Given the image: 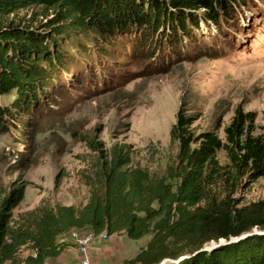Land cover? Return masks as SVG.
Wrapping results in <instances>:
<instances>
[{"label":"trees","instance_id":"obj_1","mask_svg":"<svg viewBox=\"0 0 264 264\" xmlns=\"http://www.w3.org/2000/svg\"><path fill=\"white\" fill-rule=\"evenodd\" d=\"M241 2L0 0V96L15 93L9 105L0 106V138L20 128L41 98L55 90L63 73L74 71L72 63L77 61L65 46L68 41L76 44L79 55L90 58L78 38L84 35L107 55V45L115 46V39L133 27L139 51L149 49L152 59L158 52L152 43L162 27L173 29L178 45L182 35L191 34L190 25L199 29L204 21L220 26ZM37 8L54 12V19L39 27L49 33L24 24L26 18L19 24L9 19ZM196 120L187 111L179 112L171 130L179 151L162 177L133 167L127 145H116L109 153L101 143L90 142L99 157L86 183L90 198L82 208H40L9 228L26 187L0 192V264H44L64 251L62 236L83 230L108 237L126 233L133 240L152 237L136 258L122 264H160L165 259H181L169 264H264V234L229 242L255 228L264 231V201L243 204L234 198L245 181L253 184L264 178V127L256 135L255 113L238 109L222 139L216 130L194 133ZM222 151L226 165L218 158ZM221 239L226 243L202 251ZM25 246L32 252L19 261Z\"/></svg>","mask_w":264,"mask_h":264},{"label":"rangeland","instance_id":"obj_2","mask_svg":"<svg viewBox=\"0 0 264 264\" xmlns=\"http://www.w3.org/2000/svg\"><path fill=\"white\" fill-rule=\"evenodd\" d=\"M242 1L220 26L204 21L199 29L190 25L191 34L182 35L178 45L173 29L162 27L152 43L158 51L152 59L149 49L139 51L133 27L115 39V46L107 45V55L100 54L84 35L78 38L90 58L79 55L76 44L65 43L77 61L72 63L74 71L63 73L55 90L41 98L20 128L0 138V192L26 187L9 228L40 208H82L88 203L86 183L99 157L90 142L101 143L109 153L116 145H127L133 167L162 177L179 151L171 130L181 110L197 119L194 133L216 130L222 139L238 109L253 112L255 134H260L264 127V0ZM54 17L52 10L37 8L9 19L19 24L26 18L24 24H33L42 33L41 24ZM14 98L15 93L0 96V106ZM218 158L222 165L228 163L225 152ZM234 198L243 204L264 201V178L253 184L245 181ZM148 236L131 239V247L145 248L152 238ZM110 240L96 235L90 248ZM107 251L114 255V249ZM31 252V246L23 247L19 261Z\"/></svg>","mask_w":264,"mask_h":264},{"label":"crops","instance_id":"obj_3","mask_svg":"<svg viewBox=\"0 0 264 264\" xmlns=\"http://www.w3.org/2000/svg\"><path fill=\"white\" fill-rule=\"evenodd\" d=\"M74 232L75 231L61 237L60 242L66 245L61 255L56 258H49L48 260H46L44 264H82L80 254H83V252L86 249H89L91 247V245L95 241L96 235H94L91 230H84L82 232L77 231L78 234L88 233L87 235L89 234L93 235L90 244H88L86 247H82L72 237V234ZM121 234H125V235L122 237L119 236L120 234L111 236L110 237L111 242L109 244L105 245L103 243L96 242L95 246H92L90 250L92 264H122L125 261H129L136 258V256L141 252L142 248L140 249V247H138L136 249H133L131 247L132 246L131 239L127 236L126 233H121ZM110 248L114 249L113 256H111L110 252L107 251V249Z\"/></svg>","mask_w":264,"mask_h":264},{"label":"water","instance_id":"obj_4","mask_svg":"<svg viewBox=\"0 0 264 264\" xmlns=\"http://www.w3.org/2000/svg\"><path fill=\"white\" fill-rule=\"evenodd\" d=\"M256 233H258V234H264V231L263 232L252 231L250 233H247V234L242 235L239 238H232L229 242H235V241L244 239V238H246L248 236H251L253 234H256ZM224 243H226V241L224 239H221L218 243H216V242L213 241V242H211V244L206 245L205 248L202 249V251H211V250H214V249L218 248L219 246H221ZM179 261H174V260H171V259H165L160 264L178 263Z\"/></svg>","mask_w":264,"mask_h":264},{"label":"bare ground","instance_id":"obj_5","mask_svg":"<svg viewBox=\"0 0 264 264\" xmlns=\"http://www.w3.org/2000/svg\"><path fill=\"white\" fill-rule=\"evenodd\" d=\"M75 236V237H74ZM101 238L102 239H108V235L106 233H102L101 235ZM72 237L76 240V242L78 244H80L82 247H86L88 244H90L91 240H92V237L93 235L92 234H89V235H85V236H80L78 234L77 231H75L73 234H72Z\"/></svg>","mask_w":264,"mask_h":264},{"label":"built area","instance_id":"obj_6","mask_svg":"<svg viewBox=\"0 0 264 264\" xmlns=\"http://www.w3.org/2000/svg\"><path fill=\"white\" fill-rule=\"evenodd\" d=\"M88 233H82V234H79V235H87ZM75 237V236H74ZM91 249V248H90ZM90 249H86L83 254H80L81 255V263L82 264H92V261H91V256H90Z\"/></svg>","mask_w":264,"mask_h":264}]
</instances>
